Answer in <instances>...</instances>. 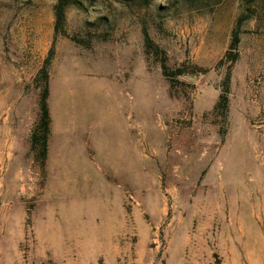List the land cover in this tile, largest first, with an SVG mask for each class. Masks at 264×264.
<instances>
[{
  "label": "rangeland",
  "instance_id": "obj_1",
  "mask_svg": "<svg viewBox=\"0 0 264 264\" xmlns=\"http://www.w3.org/2000/svg\"><path fill=\"white\" fill-rule=\"evenodd\" d=\"M57 1L0 0V264H264V0Z\"/></svg>",
  "mask_w": 264,
  "mask_h": 264
},
{
  "label": "trees",
  "instance_id": "obj_2",
  "mask_svg": "<svg viewBox=\"0 0 264 264\" xmlns=\"http://www.w3.org/2000/svg\"><path fill=\"white\" fill-rule=\"evenodd\" d=\"M70 0H58L56 4V32H59V28L61 24L64 23L66 18V8L69 4ZM147 39L149 38L148 33L146 32ZM240 42V32L239 27L235 28L233 33L232 47L236 48ZM238 52H229V57L231 56L232 60H236L238 58ZM50 56L46 59L45 67L43 68V72H45L46 77L45 82L40 95V116L36 126L34 127L31 134V150L35 151L39 157L42 158L43 162L46 160L47 152H48V141L51 133V116L50 109L48 105V97L50 94V85L48 81V72L46 71V66L50 62ZM165 73L167 71L166 66H164ZM181 73V72H180ZM168 74V72L166 73ZM230 83H231V73L227 74L224 82L223 89L220 94V98L218 103L216 104V110L220 111L221 115L228 116L229 112V92H230Z\"/></svg>",
  "mask_w": 264,
  "mask_h": 264
},
{
  "label": "crops",
  "instance_id": "obj_3",
  "mask_svg": "<svg viewBox=\"0 0 264 264\" xmlns=\"http://www.w3.org/2000/svg\"><path fill=\"white\" fill-rule=\"evenodd\" d=\"M68 102L65 100V107H64V113H63V122H66L70 117H69V112H71V108L72 106L70 105V99H67ZM83 112V111H82ZM78 113V111H77ZM78 115H81L82 116H85L86 114L83 112L82 114L81 113H78ZM66 124V123H65ZM107 139V138H105ZM107 144L109 145V142L106 140ZM110 145H111V142H110ZM122 145V144H121ZM121 147V151L119 153V158L125 162H127L128 158L127 156H129V154L131 153V149H125L124 145L120 146ZM131 160H132V157H131Z\"/></svg>",
  "mask_w": 264,
  "mask_h": 264
},
{
  "label": "bare ground",
  "instance_id": "obj_4",
  "mask_svg": "<svg viewBox=\"0 0 264 264\" xmlns=\"http://www.w3.org/2000/svg\"><path fill=\"white\" fill-rule=\"evenodd\" d=\"M91 83H92V82H91ZM82 84H83V83H82ZM91 86H94V83H92ZM88 87H89V82L87 81V82H86V85L81 89V94H82V95L85 96V95L87 94L86 91H87V88H88Z\"/></svg>",
  "mask_w": 264,
  "mask_h": 264
}]
</instances>
